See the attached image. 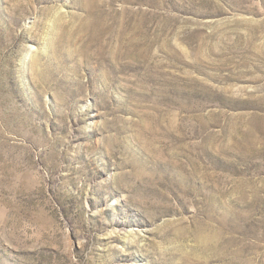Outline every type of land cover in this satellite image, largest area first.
Wrapping results in <instances>:
<instances>
[{"label":"rangeland","instance_id":"1","mask_svg":"<svg viewBox=\"0 0 264 264\" xmlns=\"http://www.w3.org/2000/svg\"><path fill=\"white\" fill-rule=\"evenodd\" d=\"M0 264H264V0H0Z\"/></svg>","mask_w":264,"mask_h":264}]
</instances>
